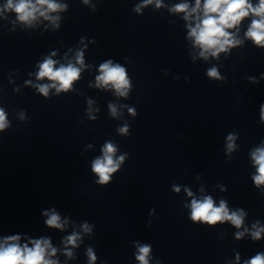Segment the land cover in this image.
<instances>
[{"label": "clouds", "instance_id": "clouds-1", "mask_svg": "<svg viewBox=\"0 0 264 264\" xmlns=\"http://www.w3.org/2000/svg\"><path fill=\"white\" fill-rule=\"evenodd\" d=\"M151 2V0H148ZM52 10L58 9L59 5L52 2V0H36V4L32 3V0H18L17 3H13V0H8L7 9L17 13V18L20 21H28L30 18H35V13L39 12L40 9L37 5H45ZM159 6V4L157 5ZM187 4L177 5L174 11L187 12ZM201 9V0H196V6L191 9V13H196ZM138 10V9H137ZM252 13L254 16L260 17L259 20L254 19L247 32V36L252 38L257 44L264 45V0H260L256 7H253L249 0H204L203 4V16L202 21L196 24L195 28H191L190 37L195 38V43L201 46V56L205 57V53L211 52L213 56H216L221 51H226V46L238 43L230 39L231 33L227 32L226 29L235 27L240 21ZM189 13L185 16L188 19L191 15ZM44 15L43 12L40 13ZM199 19V17H197ZM78 62L82 63L81 54H78ZM55 61L52 59H46L43 64L40 65V71L37 78L47 77L50 80L58 81L63 89H67L71 86V82L79 77V69L69 64L67 67L61 65L60 68L54 69ZM102 75L97 77L98 81L112 83L119 92L123 86L128 84L126 79L125 69L119 65L113 66L111 61L101 65ZM210 77L218 78L216 69L209 71ZM44 85L39 88V91L47 95L49 87H55ZM57 91H60L58 88ZM121 95L125 93L120 92ZM115 112V109H112ZM264 113V109H262ZM6 127V118L2 109H0V130ZM122 132L126 131L121 129ZM232 137H229L231 140ZM232 145L229 144V148ZM104 157L103 159H97L93 163V171L99 175V183H106L110 177L108 173L116 171L119 166V161L114 162L112 153L115 152V148L111 144L104 146ZM254 162L258 165V175L254 177L257 184L264 183V150H258L254 154ZM123 157H120V161ZM191 195V193H189ZM192 218L194 220H203L208 223H215L222 220L231 221L236 227H240L242 224V216L237 215L233 212L229 215L228 210L223 201H221L219 207L213 206V201L210 197L205 198L204 201L200 202L197 200L192 201ZM45 215H49L45 213ZM50 227L62 228L63 225L60 222V217L57 214L49 215L46 221ZM87 231V225L84 226ZM261 231L258 230L253 233L255 239L260 238ZM79 237L75 234L67 238V243L75 244ZM239 238V235H238ZM18 236L8 237L4 244H0V264H56L55 261L46 259V254L51 245L48 240H35L33 241V247L29 248L27 245L21 247L18 243ZM140 254L137 256V260L140 264H148L147 255L150 248L144 246L140 248ZM51 255L55 254V249H51ZM70 255V253H69ZM89 257L91 260H95L91 250H89ZM248 264H264V256L257 255L252 258Z\"/></svg>", "mask_w": 264, "mask_h": 264}]
</instances>
